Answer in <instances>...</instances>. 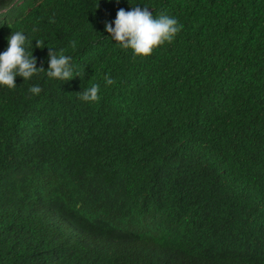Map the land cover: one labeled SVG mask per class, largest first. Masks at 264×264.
Wrapping results in <instances>:
<instances>
[{
  "label": "trees",
  "instance_id": "16d2710c",
  "mask_svg": "<svg viewBox=\"0 0 264 264\" xmlns=\"http://www.w3.org/2000/svg\"><path fill=\"white\" fill-rule=\"evenodd\" d=\"M138 2L0 0V53L20 31L37 68L47 71L49 48L73 61L71 81L39 72L30 80L17 76L15 88L0 85V264H203L216 233L224 234L212 238L215 263L235 240L264 261V0H150L180 30L145 57L105 36L118 10ZM106 76L119 83L105 87ZM33 85L40 94L29 92ZM92 85L103 99L147 116L149 130L168 125L165 142L152 139L153 163L100 149L106 171L122 168L156 196L154 176L170 189L163 217L142 204L157 219L148 246L87 224L102 191L66 176L74 173L70 142L35 150L38 109ZM106 182L110 191L122 187L118 174ZM73 185L69 197L87 196L85 210L53 207L59 191Z\"/></svg>",
  "mask_w": 264,
  "mask_h": 264
},
{
  "label": "clouds",
  "instance_id": "9594fccd",
  "mask_svg": "<svg viewBox=\"0 0 264 264\" xmlns=\"http://www.w3.org/2000/svg\"><path fill=\"white\" fill-rule=\"evenodd\" d=\"M117 12L112 23H106L105 36L118 42L124 49L133 50L137 56H150L154 48L163 43L171 42L180 30L175 18L158 15L150 0H139L137 4H125ZM182 27V26H181ZM103 36V35H102ZM96 42H99L101 38ZM26 35L20 31L13 32L8 38V47L0 53V85L8 88L16 87V77L30 80L39 72H46L49 78L61 81H71L73 78V63L71 56L61 52L58 54L49 48V67L37 68V60L32 53L25 49ZM74 46V44H73ZM36 47H42L41 41H36ZM105 87L119 83L117 77H105ZM39 85L30 87L29 92L40 94ZM99 85L74 92L73 98L63 104L45 103L39 108L35 119V137L37 152L51 149L57 142H70L74 154L70 161L73 174L66 176L74 183L82 182L89 186L97 183L102 191L101 206L97 211H91L87 224L94 231L106 229L113 237H126L137 247L148 246L151 236L155 233V220L143 207L153 205L163 217L166 207L172 201V195L161 176H154L160 195L143 188L142 180L128 176L122 168L106 171L101 165L100 149L104 146L121 150L126 160L136 162L138 158L153 163L147 152L154 149L153 138L166 141L168 125L163 126L159 121L155 131L145 126L146 117L135 113L127 104L120 107L114 102L107 101L99 95ZM81 100L84 101L81 102ZM156 133V135H154ZM112 174H118L122 187L110 191L106 179ZM74 185L61 189V199H55L54 206L78 207L80 212L85 210L86 197L70 198ZM107 211V212H106ZM108 213V214H107ZM73 214V213H72ZM76 225V222L73 220ZM78 229L75 228L77 236ZM223 235L224 233H216ZM213 234L208 241L203 264L210 260L211 264H264L254 257L244 240H235L224 250L218 263L214 262ZM75 236V237H76ZM90 246H96L97 240L87 237Z\"/></svg>",
  "mask_w": 264,
  "mask_h": 264
}]
</instances>
